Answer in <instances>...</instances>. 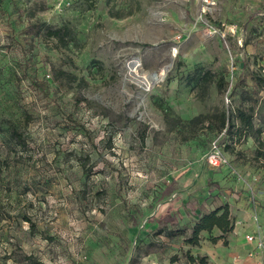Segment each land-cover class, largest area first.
Segmentation results:
<instances>
[{
	"label": "rangeland",
	"instance_id": "obj_1",
	"mask_svg": "<svg viewBox=\"0 0 264 264\" xmlns=\"http://www.w3.org/2000/svg\"><path fill=\"white\" fill-rule=\"evenodd\" d=\"M214 1L204 15L202 0H0V264H243L264 215V0ZM35 23L76 41L27 33ZM196 69L213 78L189 84ZM163 110H224L233 128L200 123L183 141ZM219 207L233 230L188 243Z\"/></svg>",
	"mask_w": 264,
	"mask_h": 264
},
{
	"label": "trees",
	"instance_id": "obj_2",
	"mask_svg": "<svg viewBox=\"0 0 264 264\" xmlns=\"http://www.w3.org/2000/svg\"><path fill=\"white\" fill-rule=\"evenodd\" d=\"M109 1V0H108ZM44 31L45 35L52 40L62 44L64 47H67L69 42H75L76 39L71 36V30L68 26L64 25L58 28H50L46 25L41 24H29L27 25L26 32L29 34L40 35ZM213 78V74L210 71H202L201 69L194 70L193 74L189 76L188 83L196 81V84H204L210 81ZM264 84V80H260ZM217 87L219 90H225L227 87V82L223 77H220L217 80ZM164 116L167 121L173 122L172 127L182 135V140L186 141L197 136L195 127L197 124L206 123L208 126H214V129L218 132L225 130V134L231 128L233 124L230 121L229 114L222 110L217 114H206L198 115L191 118L188 121L181 120L180 118H172L170 116L169 110H163ZM236 118L239 120V128L235 130V133L238 131V135L241 133H249L254 125L252 114L247 113L245 110L237 108L234 110ZM258 132L263 130H257ZM230 132V131H229ZM10 136H12L18 142L20 141V135L17 129L12 125L9 127ZM234 227V217L230 213L227 207H219L210 212L203 213L200 215L198 220L194 223L191 228L189 236L186 238V241L192 245H197L200 240L201 232H211L214 228L218 229L221 232L216 238H213V241H216L218 238H224L228 233L233 230ZM162 228L158 229V232L161 233ZM175 233L171 230L166 232V235L172 237ZM201 261L202 258H200Z\"/></svg>",
	"mask_w": 264,
	"mask_h": 264
},
{
	"label": "built area",
	"instance_id": "obj_3",
	"mask_svg": "<svg viewBox=\"0 0 264 264\" xmlns=\"http://www.w3.org/2000/svg\"><path fill=\"white\" fill-rule=\"evenodd\" d=\"M204 8L203 14L209 13L212 6L215 5L214 0H202ZM226 101H229L227 97ZM225 134V130L221 132V135ZM206 161L212 168H218L227 164V158L222 149V146L218 141L210 143L208 153L206 155ZM254 228L252 231L245 234V242L251 245V248L247 250L245 254V262L248 264H264V227L259 221L258 213L255 210L253 214Z\"/></svg>",
	"mask_w": 264,
	"mask_h": 264
},
{
	"label": "crops",
	"instance_id": "obj_4",
	"mask_svg": "<svg viewBox=\"0 0 264 264\" xmlns=\"http://www.w3.org/2000/svg\"><path fill=\"white\" fill-rule=\"evenodd\" d=\"M255 211V210H254ZM254 211H253V213L251 214V219H250V221H249V224H248V226H247V231H246V233L245 234H247L248 232H250V231H252L253 230V228H254V222H253V214H254ZM257 211V213H258V217H259V221L262 223V225H263V227H264V215L262 214V212H261V210H256ZM245 234H244V236H245ZM245 244L247 245V249H246V252H247V250H249L250 248H251V245L250 244H248V243H246L245 242ZM246 254V253H245ZM243 264H248L247 262H245V259H243V262H242Z\"/></svg>",
	"mask_w": 264,
	"mask_h": 264
},
{
	"label": "bare ground",
	"instance_id": "obj_5",
	"mask_svg": "<svg viewBox=\"0 0 264 264\" xmlns=\"http://www.w3.org/2000/svg\"><path fill=\"white\" fill-rule=\"evenodd\" d=\"M132 67H133V66H132ZM136 69H137L136 66H134V67H133V71H135ZM157 76H158V75H157ZM144 78H145V79H151V78H152V75H149V74L146 75V74H144Z\"/></svg>",
	"mask_w": 264,
	"mask_h": 264
},
{
	"label": "water",
	"instance_id": "obj_6",
	"mask_svg": "<svg viewBox=\"0 0 264 264\" xmlns=\"http://www.w3.org/2000/svg\"><path fill=\"white\" fill-rule=\"evenodd\" d=\"M157 79V75L156 74H152V78H151V81H155Z\"/></svg>",
	"mask_w": 264,
	"mask_h": 264
}]
</instances>
